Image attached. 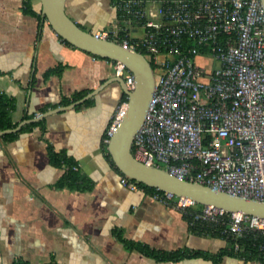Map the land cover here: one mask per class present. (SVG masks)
Here are the masks:
<instances>
[{"label":"crops","instance_id":"1","mask_svg":"<svg viewBox=\"0 0 264 264\" xmlns=\"http://www.w3.org/2000/svg\"><path fill=\"white\" fill-rule=\"evenodd\" d=\"M25 1L0 0V95L18 124L116 77L113 60L64 41L46 18L25 12ZM30 2L42 13L41 0ZM65 9L87 31L124 34L112 0H66ZM127 34L139 37L143 30L131 26ZM59 66L60 74L46 76ZM122 94L113 81L92 104L52 113L44 128L13 140L0 138V264H264L218 256L228 247L225 239L193 232L183 212L121 183L104 144ZM49 147L79 167L76 184L60 185L67 167L51 163ZM140 247L203 255L158 260Z\"/></svg>","mask_w":264,"mask_h":264},{"label":"built area","instance_id":"2","mask_svg":"<svg viewBox=\"0 0 264 264\" xmlns=\"http://www.w3.org/2000/svg\"><path fill=\"white\" fill-rule=\"evenodd\" d=\"M112 1L124 34H94L143 53L158 75L144 123L133 139L134 156L180 179L264 201L262 1ZM131 26L141 28L143 35L130 37ZM198 57L205 62L198 63ZM114 71L133 89L134 75L123 63L114 61ZM126 107L124 101L112 118L107 143ZM121 183L133 191L142 189L125 175ZM156 189L152 198L191 216V225L225 226L222 233L236 239L248 231L264 236V218Z\"/></svg>","mask_w":264,"mask_h":264},{"label":"water","instance_id":"3","mask_svg":"<svg viewBox=\"0 0 264 264\" xmlns=\"http://www.w3.org/2000/svg\"><path fill=\"white\" fill-rule=\"evenodd\" d=\"M261 1L264 7V0ZM41 5L43 17L60 37L93 55L122 62L134 75V87L129 89L124 78L116 76L69 105L23 120L14 128L0 130V138L18 132L24 125L39 121L52 113L74 108L94 97L109 83L117 81L127 95V107L116 132L108 141L107 149L113 163L123 175L149 187L191 198L201 205H214L227 211L264 218V201L232 195L199 182L180 179L164 168L139 161L132 152V144L135 134L144 123L156 86V77L150 61L136 49L97 37L93 32L80 27L67 14L66 0H41Z\"/></svg>","mask_w":264,"mask_h":264},{"label":"trees","instance_id":"4","mask_svg":"<svg viewBox=\"0 0 264 264\" xmlns=\"http://www.w3.org/2000/svg\"><path fill=\"white\" fill-rule=\"evenodd\" d=\"M25 12L29 13V14L36 15L40 19L43 18L41 12L39 13V12L33 10L30 0L25 1ZM64 41H66V40H64ZM66 42L69 43L68 41H66ZM95 56L102 58V57L97 56V55H95ZM103 59H108V58H103ZM108 60H111V59H108ZM152 67L154 68L153 64H152ZM61 71H62V67L59 66L57 68L50 69L49 71H47L46 76L49 77L50 75H53V74H60ZM88 93H89L88 91L78 92L73 96L72 99H63L62 103L65 105H68L71 102H74L76 100L83 98ZM127 99L128 98H127L126 93L123 92L118 106L121 105L124 101H127ZM92 103H93V99L90 98V99L86 100L82 105H90ZM11 110H12L11 102L5 96L0 95V130H6V129L14 128L18 125V123L13 122L11 119ZM30 118H33V116L32 115L26 116L25 119H30ZM38 126L44 128V126H45L44 125V119L37 121V122L29 123V124L23 126L20 131L10 133V134H6L5 136H3L2 139L13 140L20 133L27 131V130H31V129L38 127ZM105 139H106V134H105ZM104 145H105V148H107L108 143L106 142ZM48 152H49V156H50V160H51L52 164H54L55 166H59V167H62V166L67 167L66 173H65L64 177L62 178L60 185H64V184L65 185H74V184H76L80 180L81 176L78 174V170L74 169V166H76L74 164V162H72L71 159L69 157H67L66 155L55 152L51 147H49ZM109 157H110V155H109ZM113 165L115 166L114 163H113ZM115 168L117 169L116 166H115ZM138 184L143 190H145L149 194H152L157 190L156 188L149 187L143 183L138 182ZM199 207H201V205H199ZM184 216L188 220V222L190 223L192 220L191 216H189L188 214H185V213H184ZM224 227L225 226H220V225H216L213 223H202V222L195 223L194 225L190 224L191 230L195 233L205 234V235H209L212 237H219V238H223L227 241L228 247L225 248L223 251H221L218 256L221 257L225 254H229V255L240 257L244 260H258V261H261L262 263H264V236L259 235L254 231H248L243 237L236 239L233 235L223 234L222 230ZM124 242H125V245L129 248L135 247V245L129 241H124ZM236 243H238V245H239L238 249H235ZM140 248L147 255L154 257L158 260H176L177 261V260H181L184 258H190V257H196L199 255H203L200 252L189 251V250H178V251H175L173 253H165V252H161V251L150 250V249L145 248V247H140ZM15 264H29V263L18 261Z\"/></svg>","mask_w":264,"mask_h":264},{"label":"rangeland","instance_id":"5","mask_svg":"<svg viewBox=\"0 0 264 264\" xmlns=\"http://www.w3.org/2000/svg\"><path fill=\"white\" fill-rule=\"evenodd\" d=\"M197 62L200 63V64H202V63L205 62V60H204L203 58H201V57H198V58H197ZM156 77L158 78V75H157V74H156ZM118 109H119V106H118L117 109L115 110V112H114V114H113V117H114V115L117 113ZM113 117H112V118H113ZM111 120H112V119H111ZM163 166H164V165H163Z\"/></svg>","mask_w":264,"mask_h":264},{"label":"bare ground","instance_id":"6","mask_svg":"<svg viewBox=\"0 0 264 264\" xmlns=\"http://www.w3.org/2000/svg\"><path fill=\"white\" fill-rule=\"evenodd\" d=\"M122 63V62H121Z\"/></svg>","mask_w":264,"mask_h":264}]
</instances>
